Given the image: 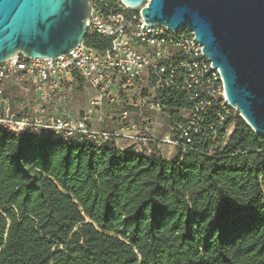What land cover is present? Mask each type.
I'll return each mask as SVG.
<instances>
[{"label":"trees","instance_id":"obj_1","mask_svg":"<svg viewBox=\"0 0 264 264\" xmlns=\"http://www.w3.org/2000/svg\"><path fill=\"white\" fill-rule=\"evenodd\" d=\"M154 100L184 122L187 99ZM231 124L214 155L172 158L0 129V264H264V136Z\"/></svg>","mask_w":264,"mask_h":264},{"label":"built area","instance_id":"obj_2","mask_svg":"<svg viewBox=\"0 0 264 264\" xmlns=\"http://www.w3.org/2000/svg\"><path fill=\"white\" fill-rule=\"evenodd\" d=\"M144 4L134 8L122 0H89L87 34H98L108 41L106 46L95 48L84 39L66 54L52 58L14 54L0 63V129L17 135L31 130L37 137L64 136L76 142L86 137L97 147L111 140L121 149L132 146L140 154L150 153L154 142L161 154L166 148L167 154L179 150L214 155L233 128L231 124L221 129L232 106L220 70L187 27L173 30L144 21ZM82 82L93 90L88 101L93 110L120 94L139 96L138 105L157 110L161 106L154 99L163 91L184 97L189 106L178 109L184 122L158 139L133 123L120 130L94 129L87 114L76 117L67 110L62 96L66 88ZM14 88L33 94L21 112L7 96ZM148 96L153 98L149 101ZM134 100L129 96L131 104Z\"/></svg>","mask_w":264,"mask_h":264},{"label":"water","instance_id":"obj_3","mask_svg":"<svg viewBox=\"0 0 264 264\" xmlns=\"http://www.w3.org/2000/svg\"><path fill=\"white\" fill-rule=\"evenodd\" d=\"M148 24L187 27L218 67L230 107L264 136V0H122ZM89 0H0V63L52 58L87 34Z\"/></svg>","mask_w":264,"mask_h":264},{"label":"rangeland","instance_id":"obj_4","mask_svg":"<svg viewBox=\"0 0 264 264\" xmlns=\"http://www.w3.org/2000/svg\"><path fill=\"white\" fill-rule=\"evenodd\" d=\"M145 88L149 89L146 85ZM93 94V90L87 84L82 82L78 87H68L62 92L65 98L66 108L76 117L83 115L89 116V127L94 129H126L133 123L136 127H143V133L151 134L156 139L162 137L164 134H172L177 128V125L170 121L171 113L161 107L157 110H152L147 105H138L139 96L132 95H118L112 103H104L97 110L89 107L88 101ZM8 98L13 101L14 109L21 112L22 107L27 103L33 94L26 89H10L7 94ZM129 96L135 100L133 104L129 102ZM153 97L148 96L150 101ZM231 110L236 111L234 107ZM146 127V128H145ZM174 151L167 154V149L163 148L162 154L164 157L172 158Z\"/></svg>","mask_w":264,"mask_h":264}]
</instances>
